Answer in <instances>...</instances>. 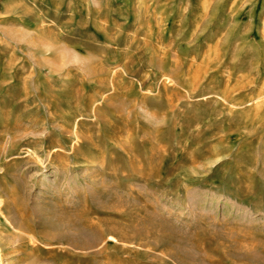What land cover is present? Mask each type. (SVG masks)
Segmentation results:
<instances>
[{
	"label": "rangeland",
	"instance_id": "obj_1",
	"mask_svg": "<svg viewBox=\"0 0 264 264\" xmlns=\"http://www.w3.org/2000/svg\"><path fill=\"white\" fill-rule=\"evenodd\" d=\"M150 263L264 264V0H0V264Z\"/></svg>",
	"mask_w": 264,
	"mask_h": 264
},
{
	"label": "bare ground",
	"instance_id": "obj_2",
	"mask_svg": "<svg viewBox=\"0 0 264 264\" xmlns=\"http://www.w3.org/2000/svg\"><path fill=\"white\" fill-rule=\"evenodd\" d=\"M77 135V134H76ZM127 136V135H126ZM120 140H126V139H120ZM138 261V260H137ZM151 264V263H150Z\"/></svg>",
	"mask_w": 264,
	"mask_h": 264
}]
</instances>
